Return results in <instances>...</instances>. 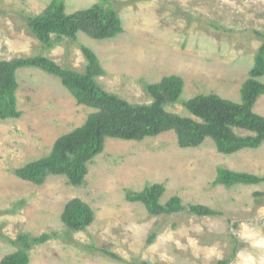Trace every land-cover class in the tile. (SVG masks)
<instances>
[{
  "label": "rangeland",
  "instance_id": "374dc122",
  "mask_svg": "<svg viewBox=\"0 0 264 264\" xmlns=\"http://www.w3.org/2000/svg\"><path fill=\"white\" fill-rule=\"evenodd\" d=\"M52 1L0 0V59L43 55L85 73L82 46H87L104 69L97 84L133 104L152 105L155 96L147 86L167 75L181 76L182 93L165 109L197 121L185 103L210 93L241 102V86L264 44V0H108L123 27L115 37L51 34L44 42L29 22ZM59 1L67 14L103 2ZM16 77L22 114L0 115V264L24 248L22 236L30 244L28 264H264V181L213 184L218 166L264 176V141L224 154L210 137L181 147L174 130L142 140L107 138L103 151L88 162L81 185L62 174L37 184L15 170L50 155L55 141L95 109L79 104L59 76L39 67H21ZM258 80L264 83V74ZM253 111L264 116V94ZM148 183L164 184L162 203L179 195L186 207L204 204L222 214L199 216L184 209L150 215L144 203L126 198L128 190L141 191ZM75 197L94 211L84 230L69 228L62 218ZM43 235L45 241L33 242Z\"/></svg>",
  "mask_w": 264,
  "mask_h": 264
},
{
  "label": "trees",
  "instance_id": "16d2710c",
  "mask_svg": "<svg viewBox=\"0 0 264 264\" xmlns=\"http://www.w3.org/2000/svg\"><path fill=\"white\" fill-rule=\"evenodd\" d=\"M30 26L44 42H49L51 34L75 39L83 32L96 39L113 38L122 32L121 19L108 0L96 7L65 13V5L53 0L44 13L30 19ZM88 60L85 73L60 66L56 61L43 56L14 59H0V115L20 117L22 111L17 106L16 91L19 83L16 71L21 67H39L61 78L65 87L72 91L79 104L95 109L86 121L72 131L61 135L54 143L50 155L28 162L15 173L34 183H43L50 175H66L73 185H81L88 172V162L100 154L107 138L142 140L145 137L174 130L181 147H195L208 137L215 141L219 152L232 154L245 148H257L264 141V116L253 111L257 98L264 94V83L258 77L264 74V44L256 56L250 77L242 84L241 102L223 98L215 93L199 94L189 99L185 105L201 121L169 112L165 104L176 101L182 93L184 80L179 75L164 76L159 82L147 86L155 96L152 105L133 104L99 86L96 77L104 73L96 53L82 46ZM254 134L239 135L234 128ZM264 181V176L249 172H238L223 166L217 167L213 184L230 187L235 184H256ZM165 191L163 183L146 184L143 190H128L126 198L132 202H142L150 215L173 213L188 209L199 216L220 215L221 211L204 204L186 207L179 195L172 196L165 203L160 201ZM63 221L74 230H84L94 220L91 206L79 197L69 200L64 208ZM24 248L6 256L1 264H28L27 236H22ZM46 235L34 238L39 243ZM14 244L16 242H13ZM106 254L118 257L108 250ZM131 264H161L149 261ZM215 264H229L219 260Z\"/></svg>",
  "mask_w": 264,
  "mask_h": 264
}]
</instances>
